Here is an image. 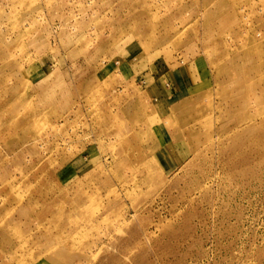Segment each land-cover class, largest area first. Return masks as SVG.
<instances>
[{
    "label": "rangeland",
    "instance_id": "1",
    "mask_svg": "<svg viewBox=\"0 0 264 264\" xmlns=\"http://www.w3.org/2000/svg\"><path fill=\"white\" fill-rule=\"evenodd\" d=\"M0 264H264V0H0Z\"/></svg>",
    "mask_w": 264,
    "mask_h": 264
}]
</instances>
